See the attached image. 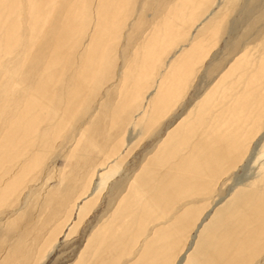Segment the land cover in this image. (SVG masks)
Here are the masks:
<instances>
[{"label":"rangeland","instance_id":"1","mask_svg":"<svg viewBox=\"0 0 264 264\" xmlns=\"http://www.w3.org/2000/svg\"><path fill=\"white\" fill-rule=\"evenodd\" d=\"M53 1L41 11L38 0L0 6V147L7 144L8 125L30 94L37 93L48 105L36 113L40 123L26 139L27 147L0 158V264L99 261L90 239L110 221L129 182L140 175L167 133L190 111L194 115L209 94L211 111L230 106L245 94L247 81L264 58V0H126L113 27L103 12L116 0ZM166 24L173 28L171 35L164 32ZM97 37L101 44L92 56V76L85 77L83 90L75 96L78 74ZM192 47L198 58L191 61L179 96L167 101L152 124L133 126L147 120L156 91L170 85ZM241 55L242 72L221 81ZM2 105H7L5 110ZM262 126L263 132L264 117ZM114 164L119 168L108 173L110 178L98 190L99 175ZM228 174L234 178L244 173L239 167ZM217 189L215 199H223L226 185ZM86 197L94 204L67 236ZM194 200L178 202L168 218ZM163 225L160 220L146 226L144 237L117 264L143 262V241ZM245 264H264V247Z\"/></svg>","mask_w":264,"mask_h":264},{"label":"bare ground","instance_id":"2","mask_svg":"<svg viewBox=\"0 0 264 264\" xmlns=\"http://www.w3.org/2000/svg\"><path fill=\"white\" fill-rule=\"evenodd\" d=\"M13 1L0 0V6L4 4L5 8L7 6L10 8ZM38 1V11H41L53 0ZM125 4L126 0H116L104 7V15L111 18L110 27H113L116 13ZM170 28H172L170 24L165 27L166 35L172 34L173 28L172 30ZM13 29H10L11 33ZM100 38L95 39L93 49L88 55L86 54L83 68L78 74L75 94L73 93L75 96L83 90L86 78L92 76V56L101 44ZM190 49L193 50L184 55V66L174 72V75L172 74L170 85L167 88L160 87L156 91L148 106L150 111L147 113V120L135 122L133 126L145 127L149 123L152 124L160 117V110L166 106L167 101L179 96L182 86L185 85V79L191 72L190 64L198 58L195 48ZM242 58L243 55L235 59L221 81L237 70L242 72L243 65L240 63ZM146 62L144 60L143 64L145 65ZM145 72L147 71L144 69ZM262 78H264V58L259 60L255 73L247 81L245 94L230 106L222 105V108L218 105L223 110L217 111L218 107L217 115H213L212 112H216L211 111L206 100L209 94L197 105L194 115V111H190L167 133L157 151L142 167L140 175L129 182L126 193L109 217L110 221L97 231L94 239H90L89 242L95 241L94 256L100 258L99 261L94 260L93 264H117L124 253L128 252L129 255L132 247L144 237L146 226L160 220L165 221V225L143 241L141 252L143 262L138 264H170L177 254L179 255L174 264H245L260 252L264 247V131L262 132L264 82H261ZM47 106L37 93H32L26 98L22 103L21 111L12 122L10 121L5 132L7 144H1L2 148L6 149L8 145L9 149L10 146L13 149L0 152L1 159L10 155L14 149L27 147L26 139L35 133L36 125L40 123L38 120L41 118L36 113L46 109ZM115 166L119 168L114 164L103 169L105 172L99 175L101 183L98 185V190L104 188L106 180L111 175L108 173H112ZM239 167L243 169L244 174H233L235 177L232 178V174L228 172L235 171ZM14 182L16 185V180ZM14 184L9 188H14ZM219 184L226 185L223 199H215L219 192L217 189ZM93 193L94 191L90 195ZM89 197L84 198L77 207L75 222L68 228L67 236L74 232L77 224L93 206L94 201H90ZM193 197L196 200L192 202V206L168 218L178 202ZM202 200L204 201L202 205H195L197 201ZM108 254L111 255L109 259H107ZM88 262V259H81L78 264Z\"/></svg>","mask_w":264,"mask_h":264}]
</instances>
